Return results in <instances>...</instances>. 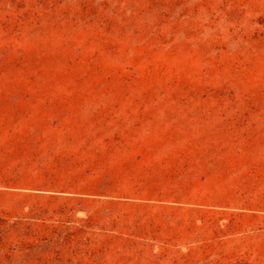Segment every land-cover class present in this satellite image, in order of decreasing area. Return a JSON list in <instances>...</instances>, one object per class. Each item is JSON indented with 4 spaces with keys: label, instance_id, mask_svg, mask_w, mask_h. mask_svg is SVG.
<instances>
[{
    "label": "rangeland",
    "instance_id": "374dc122",
    "mask_svg": "<svg viewBox=\"0 0 264 264\" xmlns=\"http://www.w3.org/2000/svg\"><path fill=\"white\" fill-rule=\"evenodd\" d=\"M0 264H264V0H0Z\"/></svg>",
    "mask_w": 264,
    "mask_h": 264
}]
</instances>
